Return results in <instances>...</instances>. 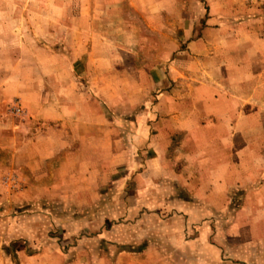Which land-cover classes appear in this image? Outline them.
Wrapping results in <instances>:
<instances>
[{"label": "crops", "instance_id": "obj_1", "mask_svg": "<svg viewBox=\"0 0 264 264\" xmlns=\"http://www.w3.org/2000/svg\"><path fill=\"white\" fill-rule=\"evenodd\" d=\"M95 21H144L162 44L138 64L134 31ZM120 87L133 97L131 138L189 187L195 217L235 219L211 224L222 262L264 264V0H0V106L19 96L26 111L0 118L9 165L37 172L56 158L50 185H64L74 156L113 132L106 100Z\"/></svg>", "mask_w": 264, "mask_h": 264}, {"label": "rangeland", "instance_id": "obj_2", "mask_svg": "<svg viewBox=\"0 0 264 264\" xmlns=\"http://www.w3.org/2000/svg\"><path fill=\"white\" fill-rule=\"evenodd\" d=\"M127 12L140 18L123 11ZM95 22L111 34L133 30L137 54L132 57L138 64L150 61L162 44L161 32L154 35L144 21ZM130 43L129 37L123 42ZM74 67L76 76H81L82 63L75 61ZM49 70L50 65L44 66L45 81L51 77ZM109 92L106 110L113 132L89 142L88 149L96 153L74 156L73 169L60 172L64 185H50L49 171L57 168L56 158L44 162L46 170L31 172L26 166L22 172L16 162L9 165L0 149V264H226L224 251L212 248L221 240L210 229L212 223L224 227L235 219L195 217L189 187L160 172L159 156L146 138L139 139V146L131 138L126 118L133 107L124 105L133 100L131 91L120 87ZM115 114L121 120L118 124L111 122ZM6 115H26L19 96L0 106V118ZM2 130L0 126L1 141ZM152 156L155 162H148ZM173 156L178 159V154ZM137 173L142 179L137 180Z\"/></svg>", "mask_w": 264, "mask_h": 264}, {"label": "built area", "instance_id": "obj_3", "mask_svg": "<svg viewBox=\"0 0 264 264\" xmlns=\"http://www.w3.org/2000/svg\"><path fill=\"white\" fill-rule=\"evenodd\" d=\"M16 111H20V108H16Z\"/></svg>", "mask_w": 264, "mask_h": 264}]
</instances>
